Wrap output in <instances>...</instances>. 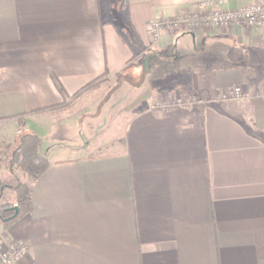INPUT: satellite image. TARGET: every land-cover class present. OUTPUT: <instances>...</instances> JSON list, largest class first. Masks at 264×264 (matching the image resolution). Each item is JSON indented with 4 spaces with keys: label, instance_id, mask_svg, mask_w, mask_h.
<instances>
[{
    "label": "crops",
    "instance_id": "obj_1",
    "mask_svg": "<svg viewBox=\"0 0 264 264\" xmlns=\"http://www.w3.org/2000/svg\"><path fill=\"white\" fill-rule=\"evenodd\" d=\"M199 1L0 0V182L22 130L48 161L23 181L31 210L0 232V248L28 244L18 264H264V29L153 43L147 26ZM165 71L210 98L154 109ZM103 72V101L59 122L35 111L62 100L51 74L72 94ZM236 86L248 95L218 98Z\"/></svg>",
    "mask_w": 264,
    "mask_h": 264
},
{
    "label": "trees",
    "instance_id": "obj_2",
    "mask_svg": "<svg viewBox=\"0 0 264 264\" xmlns=\"http://www.w3.org/2000/svg\"><path fill=\"white\" fill-rule=\"evenodd\" d=\"M106 76L107 73L103 72L90 79L74 93L68 94L58 78L51 74L54 85L62 96V100L35 111H50L53 120L56 122L69 119L84 110L93 101V97L98 94L101 78ZM189 93L191 100L196 102L210 98L202 90ZM83 96L84 99L82 98ZM10 163L17 166L28 179L33 181L38 178L48 167L46 157L40 152V138L32 131L22 130L14 139ZM5 186L4 183L0 182V196ZM12 189L14 192L13 202H2L0 200V222L3 229L8 228L15 220L28 213L32 208L31 183L20 181ZM13 206L17 207V213L14 216H12L14 214Z\"/></svg>",
    "mask_w": 264,
    "mask_h": 264
},
{
    "label": "built area",
    "instance_id": "obj_3",
    "mask_svg": "<svg viewBox=\"0 0 264 264\" xmlns=\"http://www.w3.org/2000/svg\"><path fill=\"white\" fill-rule=\"evenodd\" d=\"M223 1L200 0L195 9L177 13L170 20L154 17L149 21V33L152 37H157L163 33L164 29L168 30L176 26H183L188 30L202 28L206 31L221 30L233 25L264 29V2L254 0L235 8L223 9ZM247 95L245 90L236 86L229 92H223L221 97L240 99ZM171 104L174 106L182 105L179 101H171ZM28 253L29 246L25 241L18 239L9 240L0 248V264H18Z\"/></svg>",
    "mask_w": 264,
    "mask_h": 264
},
{
    "label": "rangeland",
    "instance_id": "obj_4",
    "mask_svg": "<svg viewBox=\"0 0 264 264\" xmlns=\"http://www.w3.org/2000/svg\"><path fill=\"white\" fill-rule=\"evenodd\" d=\"M189 10H193V9H189ZM179 13H182V11H180ZM172 16L171 17H167V20L172 19ZM158 18H160V17H158ZM149 25H150V22H148V24H147L148 29H149ZM125 27L126 26H124V28H122L123 32H126ZM179 30H183V31H195V32L204 31V32H207V33H214L215 31H219V29L218 30H211V31L210 30L209 31L207 30L206 31V30H203L202 28H192L191 30H188V29H186L183 26H180V27H177L176 26L175 28H172V29H168V30L167 29H164L162 31L163 32L162 34H164V33H170V32H173V31H179ZM162 34L161 35L159 34V36H157V37H152L151 34H150L151 42H153V43L157 42L160 39V37H162ZM132 42L134 43L135 48L137 49V51L139 50V52H141L142 50H144V48L142 49L141 45H139V43L137 42V40H133ZM135 53L137 54V52H135ZM135 53H134V55L130 59H133V57L136 56ZM161 64L164 67L163 69L168 68V70H171L172 72H174V70H172V66L168 67L170 64H167L165 62H162ZM173 74L174 73H171V76ZM180 75H185V73H180ZM171 76L168 75V72L165 71L163 78L161 77V80L165 84H167L166 87L164 88V90H162V91L160 90L159 91L158 88H153V87H151V89L148 90L149 93H153L154 92V94H153L154 97L151 100L152 107H154V109H156L158 111L159 110H167L169 108L176 107V106H174V105L171 104V101H174V102H178L179 101L180 104H182L180 106H186V105L190 104V102L192 101L191 98H190V96H189V94H190L189 91H192L193 92V90H189L187 88L185 89L184 87L179 88L180 85L178 84V82H176V79L175 80L173 79V81H170V79L172 78ZM108 80L111 81V82H113V83H115L116 78L115 77L114 78H110V76H108V75L106 77H102L101 78V82L99 83V89H98L99 91H98V94L96 95V97H93L95 100H97V101L98 100L103 101V99H105V96L107 97V95H105V93L109 91L107 89ZM125 80H127V79L125 78ZM130 80H132V79H130ZM130 80L127 81L128 83H126V86L130 87L129 89H131V91H132L134 89V86H132V85L133 84H137V82H135V81L132 80L131 81L132 83H130ZM153 80H154V78H153ZM175 82H176V84H174ZM176 90H179V92H177ZM242 90H244V89L242 88ZM156 92H157V94H156ZM224 92H226V91H224ZM131 95H132V93H131ZM123 96L124 97L120 96V98L121 99H124L126 101L128 99H130V96H129L128 91H126ZM82 98L84 99V96ZM218 98L219 99H227L228 97L227 98H222L221 95H220V96H218ZM229 98H231V97H229ZM81 101H83V100H81ZM116 106H118V105H116ZM180 106H177V107H180ZM104 134L105 133L102 132L100 135L105 136ZM87 135H88V138L87 139H89L91 143H94L95 141L99 140V139H97L99 137L96 135L95 132H91L90 131V132L87 133ZM0 162H1V164L6 165L5 163H3V160L2 159H0ZM7 167H9V165H7ZM6 173L7 174H6L5 178H4V182H2V183L6 184L7 187H9V188H5L4 187V190L1 193L2 195L0 197V200L2 202H13V200H14V192H13L12 187L15 184H17L19 181H24V180H27L28 178L25 176V174L17 166H15L13 164L11 165V163H10V169ZM2 229L3 228L0 227V232L2 231Z\"/></svg>",
    "mask_w": 264,
    "mask_h": 264
},
{
    "label": "water",
    "instance_id": "obj_5",
    "mask_svg": "<svg viewBox=\"0 0 264 264\" xmlns=\"http://www.w3.org/2000/svg\"><path fill=\"white\" fill-rule=\"evenodd\" d=\"M12 208L14 209V214L12 216H14L17 213V207L16 206H13Z\"/></svg>",
    "mask_w": 264,
    "mask_h": 264
}]
</instances>
